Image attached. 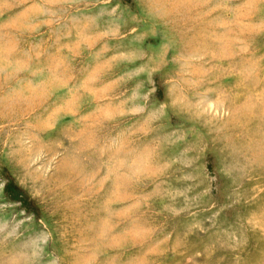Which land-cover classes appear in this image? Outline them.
I'll use <instances>...</instances> for the list:
<instances>
[{
	"label": "clouds",
	"instance_id": "clouds-1",
	"mask_svg": "<svg viewBox=\"0 0 264 264\" xmlns=\"http://www.w3.org/2000/svg\"><path fill=\"white\" fill-rule=\"evenodd\" d=\"M0 264H264V0H0Z\"/></svg>",
	"mask_w": 264,
	"mask_h": 264
}]
</instances>
